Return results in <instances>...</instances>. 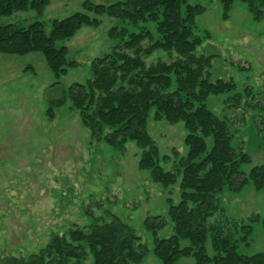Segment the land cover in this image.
Segmentation results:
<instances>
[{
    "label": "trees",
    "instance_id": "16d2710c",
    "mask_svg": "<svg viewBox=\"0 0 264 264\" xmlns=\"http://www.w3.org/2000/svg\"><path fill=\"white\" fill-rule=\"evenodd\" d=\"M191 1H85L84 9L93 16L77 11L52 19L49 28L40 20L25 26L0 23V53L38 52L58 79L77 65L60 41L73 37L82 26H98L102 15L116 19L108 30L109 38L115 41L111 50L93 59L90 78L85 83L69 84L56 105L69 100L90 140L119 149L127 142L134 143L140 150L138 167L148 170L153 182L168 187L180 177L179 200L169 201L167 219L148 215L142 222L152 236V253L161 264H176L181 257H191L194 264H264V251L237 252L238 243L248 244L251 223L258 216L236 221L224 215L220 202L224 188L238 192L249 182L256 190L263 188L264 163L250 167L248 172L242 170L243 165L250 164L249 155L232 144L228 119L207 107L209 95L232 93L228 97L236 104L241 97L232 78L212 75V56L197 53L209 33L199 31L195 21L204 7ZM236 1L245 4L255 21L262 19L264 0H218L224 18ZM48 3L0 0V18L27 10L41 14ZM243 92L247 99L253 98V91L245 88ZM52 108L49 105L47 109L51 117ZM261 108L264 111V106ZM151 112L156 120L181 122L186 133V153L169 170L160 166L158 147L147 131ZM167 223L171 224L172 234L158 236ZM262 227L264 232V218ZM147 253V245L134 228L105 210L102 215H92L86 225L73 224L68 230L54 233L27 257L5 256L0 262L83 264L90 255L92 264H141Z\"/></svg>",
    "mask_w": 264,
    "mask_h": 264
},
{
    "label": "rangeland",
    "instance_id": "374dc122",
    "mask_svg": "<svg viewBox=\"0 0 264 264\" xmlns=\"http://www.w3.org/2000/svg\"><path fill=\"white\" fill-rule=\"evenodd\" d=\"M85 1L108 4L113 0H49L41 14L14 12L1 17L0 23L25 26L40 20L49 28L52 19L87 11ZM197 2L204 8L196 16V26L209 33L197 53L212 56V75L232 78L241 97L236 104L228 97L232 93L209 95L206 104L214 114L228 119L232 144L250 157V164L241 167L248 172L264 163V13L255 21L245 4L236 1L224 18L218 0L191 1ZM99 18L98 26H82L73 37L60 41L77 65L58 79L38 52L0 53V261L5 256L27 257L54 233L73 224L86 225L92 215L109 210L131 225L147 245L141 264H161L152 253V236L142 222L148 215L167 219L169 201L179 200L180 177L168 187L153 182L149 171L138 167L140 150L134 143L119 149L90 140L69 100L56 105L69 84L90 78L91 61L109 52L115 43L108 30L117 20L107 15ZM245 88L253 91L252 99L246 98ZM49 105L53 106L52 117L47 113ZM147 131L165 170L185 155L186 133L181 122L156 120L151 112ZM164 156L168 158L161 159ZM220 202L224 215L236 221L258 216L251 223L248 244L238 243L237 252L264 251V187L256 190L249 182L238 192L224 188ZM170 234V223L158 231L160 237ZM207 249L211 254L209 241ZM83 264H92V257L88 255ZM176 264L194 261L181 257Z\"/></svg>",
    "mask_w": 264,
    "mask_h": 264
}]
</instances>
